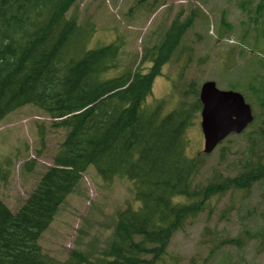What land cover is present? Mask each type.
I'll return each mask as SVG.
<instances>
[{"label":"trees","instance_id":"16d2710c","mask_svg":"<svg viewBox=\"0 0 264 264\" xmlns=\"http://www.w3.org/2000/svg\"><path fill=\"white\" fill-rule=\"evenodd\" d=\"M77 1L0 0V122L33 105L53 128L68 130L54 166L19 210L0 199V264H175L168 245L184 223L213 197L261 180L263 170L248 168L225 181L215 174L199 190L195 179L203 164L188 153L186 138L201 107L198 86L184 85V101L168 114L160 115L162 105L146 107L154 81L193 26L192 15L186 21L178 15L148 49L140 61L148 71L112 77L120 45L87 49L83 26L66 17ZM90 166L106 183L130 182L134 202L117 212L111 240L98 255L76 248L66 260L56 259L40 240ZM0 176L7 178L1 170Z\"/></svg>","mask_w":264,"mask_h":264},{"label":"rangeland","instance_id":"374dc122","mask_svg":"<svg viewBox=\"0 0 264 264\" xmlns=\"http://www.w3.org/2000/svg\"><path fill=\"white\" fill-rule=\"evenodd\" d=\"M180 14L184 21L192 15L193 26L154 81L146 107L162 105L160 115L179 107L184 101L180 81L185 86L192 81L199 89L209 81L224 91L237 87L234 91L246 97L256 120L244 134L230 136L206 155L201 105L186 133L188 153L203 164L195 187L203 190L215 174L225 181L247 174L248 168L263 170V177L245 190L231 188L206 201L173 236L168 258L175 264H264V93L254 91L264 89V0H78L66 17L83 26L88 50L118 42L119 70L110 72L113 77L130 69L148 71L142 57ZM52 125L33 105L0 123V170L7 176H0V199L14 213L53 167L68 134ZM130 202V182L106 183L90 166L43 234L41 248L59 260L76 248L98 255L111 240L117 212Z\"/></svg>","mask_w":264,"mask_h":264},{"label":"water","instance_id":"95a60500","mask_svg":"<svg viewBox=\"0 0 264 264\" xmlns=\"http://www.w3.org/2000/svg\"><path fill=\"white\" fill-rule=\"evenodd\" d=\"M200 99L207 154L229 135L242 133L253 121L251 108L239 93L220 91L213 82L202 87Z\"/></svg>","mask_w":264,"mask_h":264},{"label":"bare ground","instance_id":"6f19581e","mask_svg":"<svg viewBox=\"0 0 264 264\" xmlns=\"http://www.w3.org/2000/svg\"><path fill=\"white\" fill-rule=\"evenodd\" d=\"M63 84V83H62ZM68 92V91H67ZM70 92V91H69ZM59 102V101H58Z\"/></svg>","mask_w":264,"mask_h":264}]
</instances>
